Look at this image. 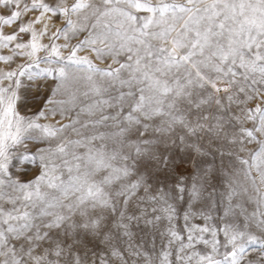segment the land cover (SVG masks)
Masks as SVG:
<instances>
[{
    "label": "snow or ice",
    "instance_id": "obj_1",
    "mask_svg": "<svg viewBox=\"0 0 264 264\" xmlns=\"http://www.w3.org/2000/svg\"><path fill=\"white\" fill-rule=\"evenodd\" d=\"M0 264H264V0H0Z\"/></svg>",
    "mask_w": 264,
    "mask_h": 264
}]
</instances>
